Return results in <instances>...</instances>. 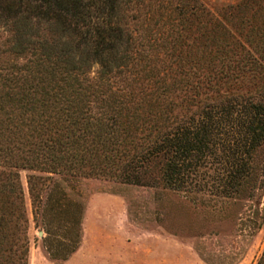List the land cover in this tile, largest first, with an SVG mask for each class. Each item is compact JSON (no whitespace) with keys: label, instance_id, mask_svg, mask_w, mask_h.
Masks as SVG:
<instances>
[{"label":"trees","instance_id":"obj_1","mask_svg":"<svg viewBox=\"0 0 264 264\" xmlns=\"http://www.w3.org/2000/svg\"><path fill=\"white\" fill-rule=\"evenodd\" d=\"M262 143L264 0H0V264H27L21 169L65 259L79 177L232 197Z\"/></svg>","mask_w":264,"mask_h":264},{"label":"rangeland","instance_id":"obj_2","mask_svg":"<svg viewBox=\"0 0 264 264\" xmlns=\"http://www.w3.org/2000/svg\"><path fill=\"white\" fill-rule=\"evenodd\" d=\"M218 15L239 0H198ZM264 143L232 197L206 191L79 177L69 190L83 202L76 249L50 258L30 216L26 170H19L28 216L27 264H255L264 246Z\"/></svg>","mask_w":264,"mask_h":264}]
</instances>
